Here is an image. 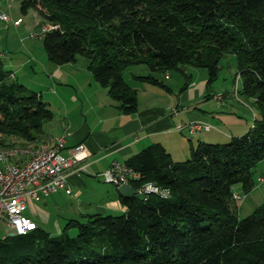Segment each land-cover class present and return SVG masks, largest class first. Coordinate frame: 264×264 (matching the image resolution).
I'll return each instance as SVG.
<instances>
[{
  "label": "trees",
  "instance_id": "16d2710c",
  "mask_svg": "<svg viewBox=\"0 0 264 264\" xmlns=\"http://www.w3.org/2000/svg\"><path fill=\"white\" fill-rule=\"evenodd\" d=\"M19 8L34 11L40 27L54 26L41 33L49 61L84 57L124 114L137 109V91L123 79L128 67L178 70L186 79L185 65L204 68L209 93L220 60L232 54L234 80L241 78L235 95L259 116L242 135L197 143L186 160L160 143L145 147L125 161L139 174L130 185L152 183L166 196H119L123 212L84 214L55 236L41 227L7 235L0 264H264V205L240 219L233 191L251 192L264 160V0H20ZM52 117L49 102L0 56V144L35 145Z\"/></svg>",
  "mask_w": 264,
  "mask_h": 264
},
{
  "label": "crops",
  "instance_id": "0c3cea01",
  "mask_svg": "<svg viewBox=\"0 0 264 264\" xmlns=\"http://www.w3.org/2000/svg\"><path fill=\"white\" fill-rule=\"evenodd\" d=\"M6 54L0 49L1 58ZM127 69L123 71V79L137 91V109L131 114H124L118 109L119 104L110 97L107 88L98 84L90 70H86L84 79L76 83L79 88L76 85L71 88L69 100H63L58 113L52 110L49 102L53 117L44 124L38 142L52 143L67 131L66 149L62 153L68 155L69 148L81 143L85 147L84 163L87 165V173L69 175L70 194L59 189L40 201L27 202L26 214L36 227L47 230L51 235H59L69 220L80 219L84 214L124 211L116 187L105 181L103 186L98 185L103 180L101 173L113 162L125 163L129 157L153 143L162 144L173 159L182 161L188 157L190 148L199 142H223L248 131L247 123H242L241 116H232L225 122L217 117L218 114L205 111L207 102L204 101V96L205 99L213 98L214 94L206 95V86L198 87L200 84L192 85L187 82L184 91L174 101L171 96L173 89L164 81L171 78L169 72L161 74L163 82L154 75L155 72L143 75L131 73L127 81L124 75ZM149 75L158 79L165 87L138 78ZM194 121L208 123L212 128L195 134L176 130L179 124ZM46 126H54L57 130L48 134ZM260 176H264V168L258 174L257 181ZM260 185L264 187V182ZM8 233L10 232L3 224L0 236Z\"/></svg>",
  "mask_w": 264,
  "mask_h": 264
},
{
  "label": "rangeland",
  "instance_id": "374dc122",
  "mask_svg": "<svg viewBox=\"0 0 264 264\" xmlns=\"http://www.w3.org/2000/svg\"><path fill=\"white\" fill-rule=\"evenodd\" d=\"M19 5L20 0H0V16L4 14L8 18V21L0 18V49L7 53L6 56L2 57L4 68L17 77L19 82L28 90L40 93L42 100L50 102L52 110L58 113L62 108L63 100H69L71 88L75 85L79 88L76 83L82 81L84 72L89 70L88 61L81 55H77L74 62L61 65L49 61L43 48L42 30L38 25L36 13L31 10L27 14H22ZM17 21L19 25L16 26L14 23ZM184 69L187 79L180 71L173 70L169 72L171 78L164 80L173 89L171 96L174 101L177 100L178 94L184 91L185 88L183 87L186 86L187 82L192 85L200 84L198 87H201L206 86L208 81L206 69L190 65H185ZM148 72L152 73L148 66L140 64L129 67L124 75L128 81L131 73L143 75ZM235 73V57L232 54H227L219 62L218 76L210 84L209 93L208 90L205 92L206 95L214 94L213 98L205 99L204 96V101L207 102L204 109L209 113L218 114L217 117L224 119L225 122L226 120L229 121L232 116H241L242 123H247L246 128L248 130L253 124L254 118L259 115L256 109H251L236 97V88L240 86L238 82L241 78L236 76L234 80ZM154 75L163 82L161 73L155 72ZM217 96H221V101L218 100ZM45 128L48 134L57 130L54 126H46ZM227 130L230 131L228 128ZM263 168L264 161L255 168L253 176L255 186L248 194H244L239 185L233 187L234 194L238 196L236 214L240 219L249 216L254 209L264 205V187L257 181L258 174ZM100 182L101 184L98 183V185L103 186L104 179ZM75 234V231L70 232L72 236Z\"/></svg>",
  "mask_w": 264,
  "mask_h": 264
},
{
  "label": "built area",
  "instance_id": "2783aa9c",
  "mask_svg": "<svg viewBox=\"0 0 264 264\" xmlns=\"http://www.w3.org/2000/svg\"><path fill=\"white\" fill-rule=\"evenodd\" d=\"M1 19L8 21L6 15ZM16 26L19 22L14 23ZM43 26V27H42ZM42 32L54 26L42 25ZM221 101V96H217ZM212 128L208 123L190 122L181 123L177 131L186 130L195 134L199 131H209ZM68 132H63L56 137L54 142L41 141L33 146L16 144L4 146L0 144V230L3 226L10 233L7 235H22L34 230L36 224L26 214L29 200L40 201L43 197L50 196L59 189H64L70 194L68 177L70 174L81 175L87 173L84 163L86 151L83 144L68 149V155L62 153L66 149L65 142ZM106 183L116 186L129 184L139 178V174L125 163L113 162L110 167L101 173ZM264 182V177L259 178ZM138 194H156L166 196L167 192L152 183H145L138 189ZM234 198L238 196L234 194ZM0 236V238H5Z\"/></svg>",
  "mask_w": 264,
  "mask_h": 264
},
{
  "label": "water",
  "instance_id": "95a60500",
  "mask_svg": "<svg viewBox=\"0 0 264 264\" xmlns=\"http://www.w3.org/2000/svg\"><path fill=\"white\" fill-rule=\"evenodd\" d=\"M117 193L120 197L128 198L135 195H138V190L133 188L129 184H122L116 188Z\"/></svg>",
  "mask_w": 264,
  "mask_h": 264
}]
</instances>
